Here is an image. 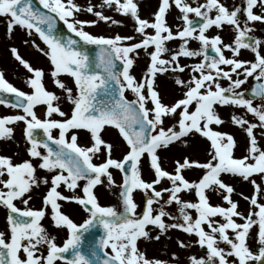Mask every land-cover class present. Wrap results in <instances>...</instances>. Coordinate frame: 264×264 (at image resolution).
<instances>
[{"label": "snow or ice", "instance_id": "obj_1", "mask_svg": "<svg viewBox=\"0 0 264 264\" xmlns=\"http://www.w3.org/2000/svg\"><path fill=\"white\" fill-rule=\"evenodd\" d=\"M38 5L33 0H0L6 38L13 39L16 28L23 30L21 43L48 59V75L59 90L58 94L47 87L43 68L34 67L16 45L9 47L29 74L24 80L29 91L16 87L0 69V105L21 110L0 116V140L13 139L12 125L22 122L29 159L14 162L0 154V207L6 209L0 264H179L175 252L170 260L149 259L138 248L140 238L158 241L169 230L196 237L188 242L177 238L178 248L195 243L205 250L204 255L189 256V264H264V146L260 143L264 140V38L253 35L254 25L264 24V0H241L231 8L223 0H159L151 20L141 18L135 0L99 4L87 0L86 5L77 0H38ZM173 6L183 21L175 31L166 18ZM104 8L130 17L135 35L86 31L100 21L123 23L105 15ZM82 12L96 19H80ZM58 21L79 39L60 34ZM226 25L235 33L231 43L219 34H207ZM34 35L44 47L32 39ZM175 40L180 41L178 47H168ZM81 41L97 47L96 57L79 47ZM191 41L199 47L192 48ZM242 49L250 50L253 59H241ZM141 51L148 64L137 79L132 69ZM181 58L195 62L181 63ZM63 75L72 78L73 86L61 79ZM162 75H170L179 89V95L167 102L157 83ZM249 78L254 85L242 88ZM38 107L43 108L42 117ZM225 108L243 109L244 115L232 112L226 121L221 115ZM226 122L245 133V154L240 157L234 154L238 146L234 134L220 130ZM109 129L115 130V139L107 138ZM82 132L88 135L86 145L79 143ZM196 136L208 141L206 158L185 153L168 170L161 153L177 146L188 149ZM117 151L119 156L114 155ZM192 169L202 174L189 179L185 173ZM114 170L121 174L119 183ZM225 177L252 184L251 196L239 193L249 205L246 214L233 199L236 189ZM105 184L119 189V210L99 202L94 190ZM41 185L47 190L42 206L35 209L29 201ZM137 192L144 200L140 212ZM211 193L227 207L213 204ZM185 194L195 199H185ZM17 201L24 207H18ZM61 202L78 204L87 217L76 223ZM172 205L177 215L168 210ZM46 216L53 228L66 229L62 244L42 223ZM148 226L157 233L151 234ZM97 227L103 234L96 247L85 251L84 234ZM250 240L256 242L255 251Z\"/></svg>", "mask_w": 264, "mask_h": 264}, {"label": "rangeland", "instance_id": "obj_2", "mask_svg": "<svg viewBox=\"0 0 264 264\" xmlns=\"http://www.w3.org/2000/svg\"><path fill=\"white\" fill-rule=\"evenodd\" d=\"M78 3L81 5H86L87 0H77ZM93 4H99L101 3V0H91ZM139 4V14L141 18H147L149 20L153 19V13L158 9L159 0H135ZM190 3H193V0H189ZM195 2L202 3L204 0H195ZM230 8L233 5H240L241 0H223ZM195 6V4H194ZM105 15L111 16L113 19L117 21H122V24H111L105 23L104 21L98 22L96 25H93L91 27H86V31H89L92 34L96 35H104V36H113L115 34L120 35H135L134 33V22L133 20L128 16H122L119 13H117L114 9L110 8H104L103 9ZM214 14V13H213ZM169 15V16H168ZM194 14H190L192 16ZM168 16V23L170 26H172L173 31L176 30V26L180 25L182 27L183 21L179 20L177 17L180 16V12L178 9H176L174 6L170 9V11L167 14ZM79 18L83 20H94L96 17L92 16L91 14L87 12H82L79 14ZM244 16L241 14V21H243ZM0 20L3 22H6L5 17H0ZM262 24L256 23L254 25L255 28H259ZM15 34V40L11 41L7 39L6 37L4 40H0V67L4 69L6 73V77L8 80L13 83L15 86H18V88H21L24 91H29V89L26 87L24 80L29 75L26 70L18 64L17 61L11 56V53L9 51V47L11 45H16L18 48L22 50V53L25 59H28L30 63L35 64L34 67L43 68L46 75H45V81L47 82V87L50 90L56 91L59 94V90L54 88L51 77L48 75L49 69L51 67L50 62L46 57H44L41 53L38 51L33 50V47L26 46L21 43V37L25 36V33L23 30L16 28ZM151 31V30H149ZM4 32L6 30L4 29ZM208 35H214L210 32L207 33ZM217 34L221 35L224 38L225 43H231L234 38V31L231 28V26H224L223 30L217 29ZM14 37V36H13ZM32 39L36 40V43L40 44L41 47H44L43 43L39 40L38 36H33ZM139 39V37H137ZM180 44L179 40L171 41L168 43V46L170 48H177ZM190 45L192 48H198L199 44L196 41H191ZM196 46V47H195ZM231 54H229L230 56ZM39 58L40 60H35L36 58ZM241 59H247L251 60L253 59V54L250 52V50L242 49L241 50ZM185 59V58H181ZM148 64V57L144 54L143 51L140 52V56L137 58L136 63L134 65V71H137L138 77L140 78L142 73L145 71L146 65ZM134 74V73H133ZM135 75V74H134ZM61 79H63L69 86H73L72 78L63 75L61 76ZM223 84H227V81H222ZM248 82L242 86V88H247ZM128 96L132 97L131 92L126 93ZM167 100V98H164ZM171 100V99H169ZM65 110H67L68 106L64 105ZM37 112H39L40 116L43 114V108L38 107ZM232 112H237L240 115H244L243 109H232V108H225L221 110V115L224 117L226 121L229 119V115ZM248 118L251 120L252 117L249 115ZM220 130L225 132H230L234 134L238 146L235 149V156L240 157L245 154V147H246V136L245 133H243L239 128L232 125L230 122H226ZM86 137H88L87 133H84ZM107 138L115 139L116 138V132L114 129H109ZM89 142V141H88ZM88 142H85L87 144ZM261 145L264 146V140L260 141ZM208 146V141L205 139L200 138L199 136H196L192 140L191 147L188 149H184L182 147H174L166 152H162L161 155L164 157V165L168 168V170H172L173 168V160L178 159L181 157L182 154L190 153L193 158L204 160L206 158V148ZM114 155L119 156L120 153L117 151L114 153ZM144 169H145V178H149L148 175V162L147 160L144 161ZM114 177L119 183L121 181V174L117 171H113ZM186 176L189 179H197L201 174V170L199 169H192L191 171L185 173ZM120 177L119 179H117ZM256 179L257 183H261L260 177L256 176L253 177ZM226 181L231 183L234 188L236 189V192L233 194V199L239 202L240 210L247 213V210L249 208V205L246 201L241 199L239 193L243 192L247 196H251L253 193V186L251 183H242V179L239 177H225ZM166 183V182H165ZM100 191L102 192V197L105 199L108 206L112 205L113 202H117L118 197V188H108L105 185H101ZM99 190L96 191V194L98 195ZM211 202L213 204H221L225 207L227 205L224 203L222 198L215 193H211ZM185 199H195L194 195L192 194H185ZM135 199L136 202L139 205V208L137 209L138 212H140L143 208L144 200H143V194L140 192L135 193ZM264 202V201H262ZM168 210L171 211L174 215H177L176 207L174 205L168 206ZM194 214V213H193ZM195 215V214H194ZM148 230L151 234L155 235L157 233V229L153 228L152 226H148ZM255 235V230L253 231V236ZM177 238L188 241H194L196 239L195 236H188L187 234L179 231V230H169V232L166 235H163L160 237V239L157 240H145L144 238H140L137 242L138 248L143 251L149 259H161V260H170L171 255L173 252L177 254L179 264H189L188 257L192 255L201 256L204 255L203 249H201L198 245L193 243L190 247L185 249H180L177 247L176 241ZM249 243L251 244L253 250H256V242L255 240H250ZM223 247L224 245L221 244Z\"/></svg>", "mask_w": 264, "mask_h": 264}, {"label": "flooded vegetation", "instance_id": "obj_3", "mask_svg": "<svg viewBox=\"0 0 264 264\" xmlns=\"http://www.w3.org/2000/svg\"><path fill=\"white\" fill-rule=\"evenodd\" d=\"M168 16L166 17L167 20H168ZM193 16L194 15L190 17H193ZM4 29L6 30V27L4 26L3 23H0V40H4V38L6 37V32H4ZM255 29L256 31L253 33V35H255L258 38H264V24H262L259 28H255ZM210 32L216 35L217 29L213 27L212 29H210ZM15 34H18V33H14V37L11 41H14L16 39ZM33 50L37 51L34 48ZM19 51L23 55L22 50L20 48H19ZM209 54L213 55L214 53L211 52ZM229 54L231 53L228 51H225L226 56H229ZM36 60H40V59L37 57L35 60H32V61L36 62ZM194 62L195 60H192V59H186V58L181 59V63L191 64ZM0 69H3V68L0 67ZM132 73H134L137 79H139L138 73L137 71H134V68L132 69ZM157 83L159 85V90L161 91L162 96L164 98H167V100H165L166 102L170 101L169 99H172L173 97L179 95V89H177L173 85L170 75L159 76ZM254 83L255 81L252 78H249L246 89H250V86H252ZM20 112H21L20 109H14L11 107H5L3 105H0V116L14 115ZM37 114L40 115L39 112H37ZM12 127L14 128V138L11 140H0V154L11 156L14 162H20L24 159H29L27 155V151H26L27 143L23 137V128H24L23 123L19 122L15 125H12ZM38 131H40L42 135V130H38ZM53 134L55 135V132ZM85 142H88V137H86L83 133H81L79 143H81L82 145H86ZM41 150L43 151V149ZM100 189H101V185H98L96 189L94 190L95 193L97 190H99L98 195L96 194L99 199V202L101 203L102 206H108L105 199L102 197V192L100 191ZM46 190H47L46 187L43 185H41V187L38 189H34L32 192V200L29 201V206L35 209H39L42 206V197L46 193ZM60 191H62L65 195H70V193H68L67 190L64 189L63 187H61ZM16 203L18 207H21V208L24 207V205L21 204L19 201H17ZM61 203H62L63 211L69 214L76 223H82L83 220L87 217V213H85L83 209L81 208V206H79L78 204H75L73 202H61ZM111 206H115L119 210L120 202H116V203L113 202ZM42 223L52 235L57 237L56 242L58 244H62L63 240L67 238L66 229H57V228L52 227L50 216H46L42 220ZM5 227H6V209L3 207H0V230H3ZM96 229H99V228L97 227ZM57 264H64V262L58 261Z\"/></svg>", "mask_w": 264, "mask_h": 264}, {"label": "water", "instance_id": "obj_4", "mask_svg": "<svg viewBox=\"0 0 264 264\" xmlns=\"http://www.w3.org/2000/svg\"><path fill=\"white\" fill-rule=\"evenodd\" d=\"M34 5L39 6L38 5V0H33ZM57 31L62 34L63 36L67 37V36H72L73 39H79L78 37H75L74 34L70 33L67 30V27L63 24V22L58 21L57 22ZM79 47H81L82 49L86 50L88 52V54L91 57H96L97 53H98V49L95 45H86L84 44L82 41L79 44ZM119 64V62H117ZM9 99H12V97H9Z\"/></svg>", "mask_w": 264, "mask_h": 264}]
</instances>
